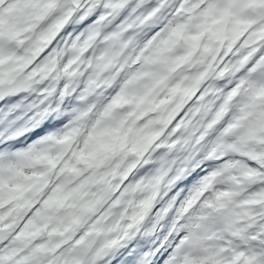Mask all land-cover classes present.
<instances>
[{
  "label": "snow or ice",
  "instance_id": "obj_1",
  "mask_svg": "<svg viewBox=\"0 0 264 264\" xmlns=\"http://www.w3.org/2000/svg\"><path fill=\"white\" fill-rule=\"evenodd\" d=\"M0 264H264V0H0Z\"/></svg>",
  "mask_w": 264,
  "mask_h": 264
}]
</instances>
